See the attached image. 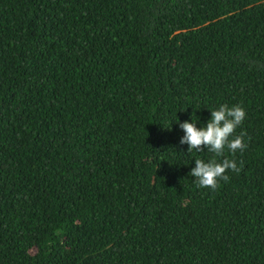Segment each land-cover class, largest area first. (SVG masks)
<instances>
[{
	"label": "trees",
	"instance_id": "1",
	"mask_svg": "<svg viewBox=\"0 0 264 264\" xmlns=\"http://www.w3.org/2000/svg\"><path fill=\"white\" fill-rule=\"evenodd\" d=\"M221 104L243 168L200 188ZM0 264H264V0H0Z\"/></svg>",
	"mask_w": 264,
	"mask_h": 264
},
{
	"label": "clouds",
	"instance_id": "2",
	"mask_svg": "<svg viewBox=\"0 0 264 264\" xmlns=\"http://www.w3.org/2000/svg\"><path fill=\"white\" fill-rule=\"evenodd\" d=\"M246 109L237 104L229 106L221 104L216 109H211V119L204 127H197V117L193 115L191 121H183L180 128L184 130L185 135L181 138V144H187L188 152H208L214 154L213 158L205 161L200 158L195 159V167L191 169L190 176L196 179L197 186L200 188H209L216 190L221 181L230 179L227 174L232 171L239 174L243 168V161L239 162L234 158H223L218 160L216 157H224L225 151L232 153H243L248 143L245 141L247 132H241L235 135L236 129L240 127L245 118ZM250 140V137L248 138Z\"/></svg>",
	"mask_w": 264,
	"mask_h": 264
}]
</instances>
